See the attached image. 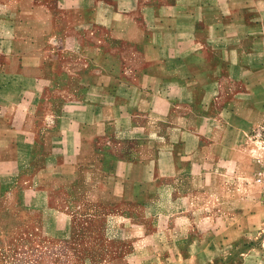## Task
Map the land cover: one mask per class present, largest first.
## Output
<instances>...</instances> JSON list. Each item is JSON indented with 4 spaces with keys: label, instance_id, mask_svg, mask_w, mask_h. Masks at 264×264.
<instances>
[{
    "label": "crops",
    "instance_id": "0c3cea01",
    "mask_svg": "<svg viewBox=\"0 0 264 264\" xmlns=\"http://www.w3.org/2000/svg\"><path fill=\"white\" fill-rule=\"evenodd\" d=\"M263 155L264 0H0V214L106 207L110 264H264Z\"/></svg>",
    "mask_w": 264,
    "mask_h": 264
},
{
    "label": "rangeland",
    "instance_id": "374dc122",
    "mask_svg": "<svg viewBox=\"0 0 264 264\" xmlns=\"http://www.w3.org/2000/svg\"><path fill=\"white\" fill-rule=\"evenodd\" d=\"M262 158L264 161V155ZM260 162L258 159L257 164ZM258 169L250 172L245 182L250 186L249 195L264 207L254 182ZM108 211L106 207L97 213L72 207L65 226L67 235L63 236L59 233L64 227L62 220L42 212L17 208L0 214V264H110L119 259L118 250L125 244L109 234Z\"/></svg>",
    "mask_w": 264,
    "mask_h": 264
},
{
    "label": "built area",
    "instance_id": "2783aa9c",
    "mask_svg": "<svg viewBox=\"0 0 264 264\" xmlns=\"http://www.w3.org/2000/svg\"><path fill=\"white\" fill-rule=\"evenodd\" d=\"M255 185L258 187L264 204V161L261 160L257 174L255 175Z\"/></svg>",
    "mask_w": 264,
    "mask_h": 264
}]
</instances>
